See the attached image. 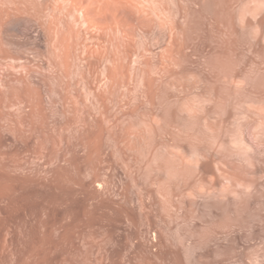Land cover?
I'll list each match as a JSON object with an SVG mask.
<instances>
[{
	"label": "rangeland",
	"instance_id": "374dc122",
	"mask_svg": "<svg viewBox=\"0 0 264 264\" xmlns=\"http://www.w3.org/2000/svg\"><path fill=\"white\" fill-rule=\"evenodd\" d=\"M72 1L0 0V264H264V0Z\"/></svg>",
	"mask_w": 264,
	"mask_h": 264
},
{
	"label": "bare ground",
	"instance_id": "6f19581e",
	"mask_svg": "<svg viewBox=\"0 0 264 264\" xmlns=\"http://www.w3.org/2000/svg\"><path fill=\"white\" fill-rule=\"evenodd\" d=\"M61 1L64 2V3H67V2H70L71 0H61ZM83 1H84V0H82V2H83ZM115 1H116V0H114V2H115ZM120 1H121V0H120ZM120 1H119V2H120ZM124 1H127V3H131L130 0H124ZM72 2H73V3H76V0H75V2H74V1H72ZM77 2H79V1L77 0ZM92 2H94V1H92ZM98 2H102V1L100 0V1H98ZM73 3H71V5H72ZM80 3H81V2H80ZM76 4H78V3H76ZM84 4H85V3H84ZM120 4H121V3H120ZM82 5H83V4H81V6H82ZM95 5H97V4H95ZM115 5H117V2H115ZM60 6H61V4H60ZM72 6H73V5H72ZM72 6H70V7H72ZM74 6H77V5H74ZM79 6H80V5H79ZM81 6H80V8H82ZM89 6H91V4H90ZM89 6H88V7L85 6L86 9H89V8H90ZM121 6H122V4H121ZM130 6H134V4L131 3ZM14 7H15V6H14ZM94 7H95V8H94ZM97 7H98V5H97ZM97 7L94 6V4H93L92 9H95V11H99V9H98ZM110 7H111V6H110ZM119 7H120V6H119ZM58 8H59V7H58ZM96 8H97V10H96ZM99 8H100V6H99ZM101 8H102V7H101ZM101 8H100V9H101ZM116 8H117V7H116ZM16 9H17V7H16ZM86 9H85V8H82V9H81V15H82V16L84 15V17H85V15H87V16L85 17V19L88 18V16H89V15H88V11H87V14H85ZM104 9H105V6L103 7V10H104ZM112 9H113V8H112ZM17 10H18V9H17ZM78 10H79V9H78ZM115 10H116V9H115ZM132 10H133V9H132ZM67 11H68V10H67ZM90 11H91V9H90ZM95 11L93 10V15H94V12H95ZM111 11L113 12V10H111ZM100 12H103V11L101 10ZM17 13H18V12H17ZM52 13H53V12H52ZM91 13H92V11L89 12V14H91ZM96 13H97V12H95V14H96ZM110 13H111V12H110ZM113 13H114V12H113ZM100 14H101V13H100ZM102 14H103V13H102ZM108 14H109V13H108ZM108 14H107V15H108ZM14 15H15V11H14ZM96 15H99V13L96 14ZM114 15H115V14H114ZM119 15H120V14H119ZM33 16H34V15H33ZM51 16H52V15H51ZM90 16H92V15H90ZM55 17H56V15H55ZM95 17L97 18V16H93V18H95ZM99 17H100V16H98L97 20L102 18V17H100V18H99ZM116 17H117V20H119V19H118L119 16L117 15ZM2 18H3V17H1L0 19L2 20ZM91 18H92V17H91ZM104 18H106V17H104ZM102 19H103V18H102ZM107 19H108V18H107ZM113 19H115V18L113 17ZM87 20H88V19H87ZM89 20H90V19H89ZM91 20H92V19H91ZM91 20H90V21H91ZM51 21H52V20H51ZM51 21H50V22H51ZM102 21H103V20H102ZM104 21H105V20H104ZM87 22H88V21H87ZM1 23H2V22H1ZM52 23H53V22H52ZM91 23H95V22L92 21ZM102 23H103V22H102ZM3 24H4V23H3ZM40 24H41V23H39L38 25H40ZM48 24H49V23H48ZM55 24H57V23H55ZM96 25H98V24H96ZM101 27H102L101 29L104 28L102 25H101ZM108 27H109V26H108ZM50 28H51V27H50ZM51 29H52V28H51ZM103 30H106V28L103 29ZM54 33H55V31H54Z\"/></svg>",
	"mask_w": 264,
	"mask_h": 264
}]
</instances>
